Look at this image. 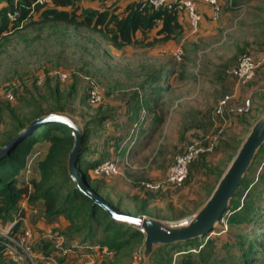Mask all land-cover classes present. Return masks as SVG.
<instances>
[{"label":"rangeland","instance_id":"obj_1","mask_svg":"<svg viewBox=\"0 0 264 264\" xmlns=\"http://www.w3.org/2000/svg\"><path fill=\"white\" fill-rule=\"evenodd\" d=\"M82 5L97 7V4ZM4 6L6 2H3L0 8ZM51 6V2H48L44 8ZM41 12L42 10L34 12L24 25L5 33L0 39V142L5 140L10 132L13 113L27 112L19 104L20 98H47L49 91L58 88L62 102L68 106L72 115L79 119L81 125H84L97 113L100 106L110 104L120 107L128 97L142 94V85L149 77L148 68L155 64L148 62V50L151 49L149 47L115 50L95 32L54 22L42 23ZM9 17L12 18V15ZM221 25L223 29L220 33L212 32L198 41L199 47L196 48L199 58H194L196 62L191 64L190 61L194 59L189 58L190 56H184L180 61L173 56L172 64L176 68L188 61L190 71L185 73L183 95L188 97L189 102L199 105L203 116L211 115L218 100L229 94L235 96L230 105L231 109L250 99V112L241 117H232L231 126L227 127L213 151L199 155L198 161L190 167L189 176L182 188L165 183L170 166L187 145L214 134L216 128L202 136H192L189 133L186 137H168L157 131L150 135L149 140L143 138L141 141L143 153H134L135 156L131 157L128 151L116 157L120 158L117 174L106 176L93 172V184H100L103 194L110 196L115 203L121 202L123 208H133L147 200L150 210L161 213L162 221L175 225L191 220L207 201L212 188L216 187L220 172L227 169L234 149L239 148V143L243 142L252 125L264 114V66L257 72L254 80L244 86L238 85L228 73L242 55L258 56L264 49V0L247 2V6L237 9V13L228 18V23L225 20ZM183 39L187 43L191 40L187 35H181L179 40H172V48L184 49ZM182 43L184 46H181ZM163 45L164 43L152 46V52L156 48L167 50V45ZM139 49L144 50L142 54L138 53ZM205 64L207 65L204 66ZM96 82L101 87L103 101L93 106L87 96L90 84ZM147 86L150 85L146 84ZM171 95L177 97L179 93L174 90ZM11 96L14 98L9 100ZM44 106L47 107V103ZM110 128L107 129L111 130ZM92 141L101 142L102 139ZM45 150V145L41 144L34 148L22 172L23 178L30 179L35 176L37 163L45 154ZM106 160L109 159H103L102 162ZM263 165L264 154H261L250 170L249 178L257 176ZM148 185L160 187L152 189ZM248 188H245L244 193ZM244 196L245 194L239 195L236 202L239 200L243 204L250 200L244 199ZM169 209L176 217L165 219ZM31 210L38 215L36 217L33 213L32 220L43 222L42 213L35 208ZM229 216L227 218H230ZM257 228L256 225L250 226L246 233L252 236L261 234ZM229 231L230 226L219 224L209 235L216 240L211 248H214L217 254L224 243L232 241L227 235ZM47 233L49 232L38 230L37 239L41 240ZM207 240L208 238L203 242L198 241L187 248L190 252H197L194 249L196 245L205 244ZM32 243L35 247L36 242L32 240ZM203 246L200 245L199 249ZM140 256L139 251L131 258L127 255L116 257L112 253L104 252L97 254L94 260L86 264H142ZM182 257L181 254H176L172 264H180ZM72 264L84 262L76 260Z\"/></svg>","mask_w":264,"mask_h":264},{"label":"trees","instance_id":"obj_2","mask_svg":"<svg viewBox=\"0 0 264 264\" xmlns=\"http://www.w3.org/2000/svg\"><path fill=\"white\" fill-rule=\"evenodd\" d=\"M35 1L0 0V5L6 2V6L0 8V39L4 37L5 33L24 25L34 12L40 10H42V23L54 22L95 32L101 35L115 50L137 46L152 47L156 44L179 40V37L185 34V26L179 21V17L183 13L176 8V5H172L170 8L168 6L155 8L147 0H49L51 7L44 8L45 3L37 5L32 10ZM253 1L221 0L222 15L228 11L231 12L239 5L241 7L237 9L244 8L247 6V2ZM83 3L97 4V7H85L82 5ZM10 15L13 18H10ZM148 70H150L149 77L142 85L144 90H148L151 85L156 87L157 83L161 81L170 80V75L163 70L161 65L155 64ZM96 83L99 85L98 82ZM146 84L150 86L146 87ZM91 87L92 84L89 86V91ZM154 89L163 92V89L159 87ZM87 97L89 100V92ZM140 97L139 93L134 94L126 99L125 105L120 107L104 104L98 108L94 116L82 125L84 137L79 167L87 183L111 205L135 216L143 215L160 220L161 213L150 210L147 200L133 208L128 206L123 208L121 202L115 203L110 196L103 194L100 184H93L92 173L96 171L103 159H111L110 150L114 153L121 148L129 150L132 140L129 139L123 145L125 135L121 133L123 124L119 121L118 110L126 108L127 121L133 123L132 125L136 124L139 121L137 118L139 109L136 106ZM45 103H47V107L44 106ZM19 104L27 112L13 113L10 132L6 135L5 140H1L0 149L38 117L53 113H65L75 117L68 106L62 102L58 88L49 91L47 98L36 99L33 97L28 100L20 98ZM144 124L145 122H141L140 129L138 124L137 128H133V131H138V129L142 131ZM125 125L127 124L125 123ZM108 127H111V130H108ZM93 139H102V141H92ZM74 143L72 130L60 124L47 123L32 130L15 146L9 155L0 162V220L3 224L13 220V215L18 213L21 203L27 200L31 206L40 204L43 207L42 215L45 219L63 217L67 221L68 226L65 230L61 231L55 228L51 230L53 234L64 238L62 247L69 250L61 258L62 261H69L72 264L73 261L78 260L80 263L86 264V262L94 260L93 258L97 254L104 252L112 253L116 257L127 255L131 258L133 255L135 257L139 251L142 258L144 233L133 226L113 220L104 209L95 205L92 200L76 189L67 168L69 152ZM241 143L239 144L241 145ZM39 144L45 145L46 152L37 163V175L25 179L22 172L26 168L29 156ZM134 147L136 146H133L130 151ZM238 149V147L234 149L233 157ZM261 154H264V145L247 171L229 210L222 216L221 220L226 219V223L221 221L220 225L230 226L227 235L232 238V241L224 243L219 254L215 252L214 248H211L212 244L216 242L215 238L207 235L204 238L158 247L151 255L150 264H172L176 254L183 256L180 264H264V165L257 176L253 178L248 176ZM198 157L189 166V171L190 167L198 161ZM223 173L224 171L220 172V178ZM247 187L249 188L244 193ZM242 194H245L244 199H250L243 204L239 200L236 202L237 197ZM172 217H176V215L172 214L169 209L165 219ZM20 223L22 224L19 222L17 229L20 227ZM253 225L260 229L261 234L252 236L246 233ZM207 238L205 244L196 245L194 249L197 252L188 250L187 247L193 246L198 241L203 242ZM200 245L204 246L199 249ZM34 250L46 255L57 252L55 243L49 237L41 238ZM0 264L12 263L0 256Z\"/></svg>","mask_w":264,"mask_h":264},{"label":"crops","instance_id":"obj_3","mask_svg":"<svg viewBox=\"0 0 264 264\" xmlns=\"http://www.w3.org/2000/svg\"><path fill=\"white\" fill-rule=\"evenodd\" d=\"M168 1L174 2L177 0H168ZM196 7L198 12L202 15V21L200 23L199 29L196 32L192 31L191 26L185 14H181V16L179 17V21L183 23V25L185 26L184 35H187V37L191 39L189 43H187L185 39H183L185 46L183 43L181 44V46L183 45L185 47L184 56L185 57L190 56L189 58L191 59L197 57L199 58V51L196 48L199 47L198 41H201L204 37L208 36L212 32L214 34L220 33L221 30L223 29L222 25L220 26V24L222 22H225V20L228 23V18L229 17L232 18L235 15V13H237L236 11L237 8L241 7V5L236 6L231 12L228 11L227 13H224V15L221 16L222 19L220 18L219 21L212 20V13H213L212 7L203 0H196ZM219 22L220 24H218ZM166 45L168 47L167 50L156 48L153 52H152V47H149L151 49L148 50V60H149L148 62L152 64L155 63L161 65L163 70H165L167 74L170 75V80L161 81L157 83L156 87L163 89V92H158L155 89L153 90V88L156 87L151 85L148 90H144V92L140 94L141 97L139 99V103L136 106V108L139 109L137 115L139 121H137L136 124L132 125L133 123H129L127 121L128 112L126 108H121L118 110L119 121L122 122L123 124L121 128V133L125 135V140L123 145H125L129 139L132 140V143L130 145L129 150L127 151L124 148L123 149L121 148L119 151H116L115 153L114 151L110 150V153L112 155L111 159L112 158L115 159L116 157L120 156L119 154L122 155L124 152H128V151H129V156L131 157L135 156L134 153L136 154L143 153L142 152L143 148L140 144L141 141L143 140V138L149 140L150 135H153L157 131L162 132L164 136H168V137H186L189 133L192 136H202L204 133L207 132L209 133L210 130L216 128V125L212 120V114L208 116L207 115L203 116V111L200 110L199 105H197L195 102H189L188 97L183 95V91H182L184 88L183 80L186 79L185 73H187L188 70L190 71V67L187 63L188 61L186 60L187 58H185L186 61L184 62V65L175 68L174 65L172 64V57L173 56L175 57L174 54L177 48H175L174 46L173 47L175 49L172 48V41L164 43L163 46ZM143 51L144 50L139 49L138 53L142 54ZM193 62H196L195 59L193 61H190L191 64ZM155 64L153 66H155ZM206 65L207 64H205L204 66ZM165 88H167V90H164ZM174 90H177L179 96L172 97L171 93ZM141 122L142 123L145 122L142 131L139 130L141 127ZM125 123L127 125H125ZM138 124H139L138 131H133L135 128H137ZM133 146L136 147H134L130 151V149ZM22 205L23 206H21V208H22L23 216L26 220L27 225L31 227L34 232V237H35L34 240L37 246L38 243H40V240L37 239L38 230L51 232V230L55 228L63 231L68 226L67 221L63 217L47 220L42 215L41 220H43V222L42 221L35 222L34 220H32L33 213L36 217L38 215H36L35 212H33L31 209L35 208L37 209V211L42 213L43 207L40 204L31 206L28 204L27 200L23 201ZM16 214L13 215V219L16 217Z\"/></svg>","mask_w":264,"mask_h":264},{"label":"water","instance_id":"obj_4","mask_svg":"<svg viewBox=\"0 0 264 264\" xmlns=\"http://www.w3.org/2000/svg\"><path fill=\"white\" fill-rule=\"evenodd\" d=\"M47 123H56L72 130L74 146L68 156V174L84 196L104 209L109 216L119 222L139 229L145 235L142 252L143 263H151V255L161 246L187 242L204 238L213 233L219 226L223 214L229 210L234 197L247 171L252 166L260 149L264 145V114L252 125L235 156L219 179L210 197L189 221L169 224L165 221L132 215L111 205L99 195L86 181L79 167L84 129L76 117L65 113H53L33 120L23 131L15 135L0 149V162L25 138L32 130Z\"/></svg>","mask_w":264,"mask_h":264},{"label":"built area","instance_id":"obj_5","mask_svg":"<svg viewBox=\"0 0 264 264\" xmlns=\"http://www.w3.org/2000/svg\"><path fill=\"white\" fill-rule=\"evenodd\" d=\"M49 0H36L32 5V10L37 5H44ZM150 5L155 8L176 5V8L186 15L187 20L193 32L199 29L202 21V15L196 7V0H177L169 2L168 0H147ZM212 7V20L219 21L222 16V7L219 0H203ZM13 18V16H12ZM175 58L180 61L184 57V49L179 47L175 51ZM264 66V49L258 56L244 54L239 59L237 64L230 70L229 75L234 78L238 85L244 86L254 80L257 72ZM234 95L229 94L219 100L215 109L212 112V120L216 125V131L212 135H207L202 140H194L186 146L184 151L179 154L172 166L168 170L165 179L167 185L174 187L183 186L189 174V166L200 154L212 152L220 136L225 132L228 126H231L232 117L235 115H243L250 112L252 104L251 100L247 99L240 105L231 109L230 105ZM9 99H13L11 96ZM103 101L101 87L97 83H92L89 91V102L93 106L101 104ZM118 159H110L102 162L96 169L102 175L110 176L118 173ZM152 189H158L160 185H148ZM25 201V200H24ZM16 214V217L6 224L0 220V256L11 262L12 264H71L69 261H62L69 250L62 247L64 238L57 234L48 233L47 236L56 244V254H42L34 250L33 230L26 223L22 215V208ZM23 216V217H22ZM224 222V219L221 220ZM19 222H22L17 229Z\"/></svg>","mask_w":264,"mask_h":264}]
</instances>
